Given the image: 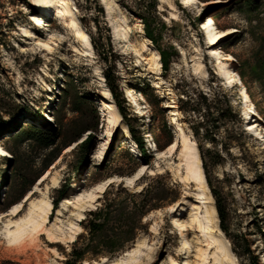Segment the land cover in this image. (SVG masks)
I'll list each match as a JSON object with an SVG mask.
<instances>
[{
  "label": "rangeland",
  "instance_id": "obj_1",
  "mask_svg": "<svg viewBox=\"0 0 264 264\" xmlns=\"http://www.w3.org/2000/svg\"><path fill=\"white\" fill-rule=\"evenodd\" d=\"M70 5L89 34L90 50L64 25L57 0L42 27L33 20L38 10L33 0H0V98L20 106L10 108L19 113L5 116L9 125L0 129L1 146L11 150L5 149V156H0V264H74L73 251L79 252L87 244L95 253L88 254L82 264L128 263L133 257L127 255L134 250L141 251V264H201V251L208 255L205 263H213L215 250L208 247L198 227L191 226L192 217L198 213L204 217L200 214L204 209L196 210L200 205L195 200V185L180 181L181 147L172 154L166 152L177 141L176 130L180 129L197 144L204 175L206 164L208 176L227 201L232 234L246 235L264 264V0H197L191 6L182 0H156L157 11L144 13L145 20L136 13L135 0H71ZM210 19L216 29L227 33L219 47L231 57L229 63L255 104L253 120L242 116L238 87L225 85L210 58L216 47H208L203 31ZM27 31L32 36L27 37ZM125 31L130 40L121 39ZM101 35L110 44L108 62L94 47L93 40ZM144 40L160 55L158 74L152 72V57L144 51ZM41 43L49 44L50 49ZM162 53L169 62L167 68L163 67ZM199 57L205 67L197 72ZM106 71L118 79L122 99L135 117L131 126L141 133L152 158L150 164L137 158L138 151L132 145L133 153L130 147L132 133L109 89ZM156 82L161 89L155 87ZM147 84L156 90L161 105L153 106L143 95ZM221 91L229 95L236 118L218 123L215 143H198L191 129L193 120L180 110V100H186V94L196 98L200 92L212 95ZM85 100L91 105L87 120L94 126L98 116V126L73 142L68 135L78 125L73 102ZM115 113L121 117L117 126L110 123ZM255 120L262 136L249 128ZM31 125L47 126L57 134L56 146L45 149L35 141L15 138ZM160 152H165L163 158ZM142 169L145 173L140 179L133 186L127 185L126 181ZM116 175L122 179L111 181ZM104 183L105 192L78 221V199ZM172 188L179 191L174 202ZM44 197L53 204L48 229L66 238L56 247L57 254L51 250L54 246L48 243L47 235L27 238L19 246L9 244L7 230L15 229L10 222L25 218L32 204ZM153 197L158 207L138 222L133 213L145 199ZM54 201H58L57 207ZM20 203L24 208L21 216L7 215ZM104 205L118 211L100 233L92 235L86 230L89 220H95L90 212ZM213 206L216 208L214 198ZM174 221L185 228L176 227ZM71 224L81 229L74 242L68 240ZM218 225L236 264H241L220 228L219 216ZM133 228L137 237L126 243L124 250L96 255L113 240L126 242ZM113 229L117 234L128 232L115 239Z\"/></svg>",
  "mask_w": 264,
  "mask_h": 264
},
{
  "label": "bare ground",
  "instance_id": "obj_2",
  "mask_svg": "<svg viewBox=\"0 0 264 264\" xmlns=\"http://www.w3.org/2000/svg\"><path fill=\"white\" fill-rule=\"evenodd\" d=\"M35 5H37L38 10L37 14L34 16L33 20L36 21V26L39 25H47L46 17L47 13L49 12L51 6L54 4L55 0H33ZM164 2V0H161ZM185 6H191L195 4L197 0H182ZM71 0H57L59 8V15L64 20V25L67 29H71L74 32L75 37L77 40L84 44L86 50H90L92 48V44L90 43L89 34L87 31L82 27L81 22L79 21L77 15L74 13L71 5ZM69 20L70 23H67ZM204 34L206 36V41L209 48L216 47L215 50L210 52V58L214 60L218 68V74L221 79L225 81V85L227 87H238V92L240 91V98L242 102V116H245L247 119L253 120L256 116H252L253 113L256 114V107L254 102L251 100L246 88L240 84V78L236 74V71L233 70L232 65L229 63L231 57L227 54H224L223 50L219 47L220 42L225 38L227 33L224 31H219L215 28V23L212 19H210L203 28ZM26 36H32L30 31L26 32ZM121 39L130 40V34L128 31H125L121 34ZM145 42V52L149 53L152 57L150 61L152 72L158 74L160 72L161 64H160V55L154 50L151 49ZM45 49H50L49 44L41 43ZM135 51L140 54L138 49ZM198 62L196 65V71H201L204 69V63L201 62V58H198ZM155 87L161 89L159 82H156ZM243 88V89H242ZM245 88V89H244ZM112 109L115 110V107L112 106ZM176 115V112H173ZM256 121V120H255ZM121 122V117L118 114H113L112 118L110 119V123L114 126H117ZM257 121L254 124H250V130L259 133V136H262V132L259 131V125H257ZM110 135V132H108ZM176 138L177 141L168 147L166 151L169 154L174 153L178 147H181V162L179 164L180 170L184 171V174L180 173V181L186 184H193L196 187V194L195 200L200 205L196 210H203L200 214H204V217H200L199 213L192 217V227L197 226L198 232L204 234L206 237V242L208 243V247L214 249L215 252L213 254L214 261L213 263L208 264H236L235 258L230 253V246L227 240H225L220 232L219 225H218V212L217 209L213 206V197L210 193V190L207 186L206 178L203 173V169L201 166L200 154L197 148V144L187 136L182 129L179 131L176 130ZM180 140V142H179ZM134 152V148H133ZM0 155H5V149L0 144ZM165 156V152H160L159 157ZM145 173V169H142L134 178L128 179L127 185L133 186L135 182L140 179V177ZM153 171H150V174H153ZM122 178L118 175L114 176L111 181L118 182ZM106 184H100L96 188H94L91 192L86 195L80 197L76 204L77 209V219L78 221H82L84 219V211H86L87 207H93L94 204L98 202L101 194H103L106 190ZM186 203L182 204L183 206ZM209 205V206H208ZM53 204L52 202L44 197L43 200L39 201L38 203H33L32 207L25 218H22L18 222H10V226L15 228L14 230L8 229L7 233V240L8 243L11 245H23L22 243L27 238H32L37 235V238L41 239V236L47 235L48 243L52 247L51 250L57 254L56 247L61 244V241H65V235H57L55 234L52 229H48L49 216L51 214ZM185 208V207H184ZM23 204L20 203L13 207L10 213L7 215L11 216L12 218H17L22 215L23 213ZM184 210V209H182ZM59 214V213H58ZM60 215V214H59ZM2 217H0L1 222ZM174 225L178 228H185L184 225H181L180 222L174 221ZM8 226V227H10ZM71 235L68 237L71 239L70 241L74 242L76 239V235L81 231L79 227L74 224H71ZM61 232L63 229L60 228ZM59 232V228H58ZM60 232V233H61ZM66 233V232H65ZM59 234V233H58ZM217 234V235H216ZM185 248H188V243H185ZM200 257L203 259L201 264H206L205 262L208 261V255L205 251H201ZM141 254L140 250H134L132 253L129 252L127 256L133 257L132 260L128 263L118 261L114 264H141V260L138 259V255ZM106 261V260H105ZM149 261H152L150 258Z\"/></svg>",
  "mask_w": 264,
  "mask_h": 264
},
{
  "label": "trees",
  "instance_id": "obj_3",
  "mask_svg": "<svg viewBox=\"0 0 264 264\" xmlns=\"http://www.w3.org/2000/svg\"><path fill=\"white\" fill-rule=\"evenodd\" d=\"M95 2V0H92ZM137 9L139 10L138 15L141 16L143 20H145V14L147 13L150 15L152 12L156 10V0H135ZM133 10V8H130ZM135 13V12H134ZM97 24V22H96ZM99 25V24H98ZM99 27V26H98ZM1 33V30H0ZM103 36L99 40H93L94 47L97 50L98 54L101 55L104 59V62H108L109 58L107 57V48L110 47L109 42H105ZM163 59V67L167 68L168 61L164 53H162ZM106 81L108 83L109 89L115 98V102L121 115L123 116L124 120H126L127 124L132 133L133 142L137 145L138 154L137 158L142 159V162L145 164H150L152 158L148 155L147 150L145 149V144L143 137H141V133L135 131L132 128L131 124L132 121L135 119L133 118L132 114H130L129 108L127 107V102L122 99L123 94L120 91V85L118 84V79L116 78L115 74H108L106 71L105 73ZM143 95L147 98V100L153 105H161L162 100L156 94V90H154L149 84L142 89ZM183 95H185L183 93ZM186 100H180L181 106L180 110L191 117V129L194 138L198 143L200 142H210L215 143V137L219 130L218 123L225 121H234L236 118L234 110L230 104V98L227 93L224 91L214 93L212 95L199 93L198 97L193 98L189 97L186 94ZM154 99L153 102L151 99ZM9 105V106H7ZM20 109V106H14L11 102H7L6 100H2L0 98V129H6L9 125L7 120H5V116H16L19 112H15L11 109ZM91 105L89 102L80 101V102H73L72 111L78 115L77 118V127L73 130L68 132L70 137H73V142H77L80 140L83 134L87 132H92L94 129H97L99 117H95L96 124L91 126L87 120L88 115H90ZM77 131H80L76 134ZM91 137V136H90ZM16 139L20 140L21 142L26 141H35L39 145H42L45 149H51L56 146V139L59 138L57 134H53L47 129V126H28L24 130H22L17 136ZM158 148H160V142H156ZM4 149L10 151L7 146H4ZM137 168L139 167V163L136 165ZM205 175L207 179L208 186L210 188L211 194L215 200L216 209L218 212L219 220H220V228L224 232L225 236L231 243L232 251L237 256V258L241 261V264H260V260L258 254L252 249L251 241L247 238L246 235H234L231 232L230 226V214L228 210V204L226 199L223 197L222 191L214 186L212 180L208 176L207 165L204 164ZM172 194V200L176 201L179 198V191L177 189H170ZM145 189L140 191V195L143 196L145 193ZM151 199V200H150ZM156 199L149 198L145 199L144 202L141 203L140 208L136 209L133 215L137 219L138 222L141 223L142 218L150 211L158 206L155 204ZM55 207L58 205V201H54ZM118 210H113V206L107 205L101 208H97L95 212H90V215L95 218V220H89V225L86 227V230L94 235L96 233H100L106 226L107 222L111 220L113 214L117 213ZM101 220L102 222H98ZM135 228L131 229V231H127L129 235L132 236L126 240V242H118L116 240L111 241L110 244L105 246L104 250L96 253L97 256H101L104 254H116L121 252L126 248V243L133 242L136 239ZM127 232H123L120 230L118 233L117 229H113V233H116V238H120L125 235ZM95 250L90 246V244L85 245L83 248L80 249L79 252L73 251V258L75 259L74 264H82L88 254H94ZM67 264H70L67 262Z\"/></svg>",
  "mask_w": 264,
  "mask_h": 264
}]
</instances>
